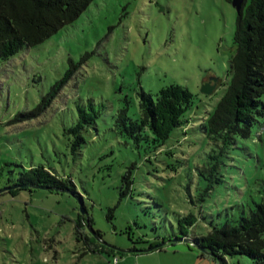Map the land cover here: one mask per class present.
Here are the masks:
<instances>
[{
	"label": "rangeland",
	"instance_id": "1",
	"mask_svg": "<svg viewBox=\"0 0 264 264\" xmlns=\"http://www.w3.org/2000/svg\"><path fill=\"white\" fill-rule=\"evenodd\" d=\"M38 1L36 7L0 0V40L21 36L28 44L0 60V171L5 183L31 166H48L70 176L82 199L47 189L0 196V264H219L185 241L131 253L84 239L93 236L92 227L112 245L145 249L170 238L181 211H195V232L206 235L227 219L249 215L262 201L261 127L256 140H245L235 159L222 163L226 181L197 201L208 183L197 169L214 147L201 126L232 80L237 8L229 0ZM71 62L76 70L51 106L32 119L17 120L38 106ZM256 68L264 79V51ZM207 82L215 85L209 95L202 92ZM173 83L194 94L186 113L191 124L188 130L177 128L162 152L145 142L138 146L116 130L115 116L126 105L131 117H139L142 89L156 97ZM89 100L102 113L95 126L83 130L86 143L74 152L69 129L77 122L78 105ZM260 122L264 125V115ZM129 170L133 194L120 201ZM82 205L88 215L78 241ZM243 241L264 250V227ZM226 259L252 264L246 256Z\"/></svg>",
	"mask_w": 264,
	"mask_h": 264
},
{
	"label": "trees",
	"instance_id": "2",
	"mask_svg": "<svg viewBox=\"0 0 264 264\" xmlns=\"http://www.w3.org/2000/svg\"><path fill=\"white\" fill-rule=\"evenodd\" d=\"M24 1L39 6L38 0ZM234 42L235 53L230 66L231 83L215 111L201 126L202 132L212 141L214 147L207 163L197 169L199 175L208 182L205 191L197 199L200 203L205 201L207 194L216 185L226 181L221 170L224 160L233 161L234 151L239 152L245 140H256L255 135H261L259 128H264L260 122V117L264 115V93L261 92L264 89V79L259 76L256 68V59L264 51V0H245L239 12ZM27 45L21 36L0 40V60L15 56ZM71 66L65 76L51 87L38 106L34 110L21 113L17 120L32 119L51 106L76 70L72 62ZM88 102L78 105L77 122L69 129L75 136L74 152H78L86 143L83 130L95 126L102 113L93 100ZM193 104L194 94L179 83L162 87L156 97L142 89L139 117H131L126 105L116 114L114 126L119 133L130 137L138 146L145 142L148 148L162 152L163 146L177 128H190L191 120L186 117V113L192 109ZM3 176V171H0V196L9 194L14 197L23 190L47 187V190L51 191L74 193L82 199L70 176L45 165L31 166L21 171L17 177H10L5 183ZM133 183V172L129 170L123 176L120 201L133 194ZM191 203L197 204L193 199ZM110 211L109 218L112 217L114 209L111 208ZM84 218L80 214L76 225L78 241H82L80 228L84 226ZM198 221L199 216L192 209L181 211L177 214V229L169 239L190 236L216 259L221 258L224 264H228L227 256H246L252 260V264H264V250L243 241L244 237L264 227V197L261 202H256L249 215L244 214L238 220L227 219L222 225L214 226L206 235L195 232ZM97 233L101 236L99 230ZM162 240L167 239L164 237ZM84 241L89 242L88 245L97 243L96 238L89 235H86ZM153 243H150V246L154 245ZM108 249L116 252L112 248Z\"/></svg>",
	"mask_w": 264,
	"mask_h": 264
},
{
	"label": "water",
	"instance_id": "3",
	"mask_svg": "<svg viewBox=\"0 0 264 264\" xmlns=\"http://www.w3.org/2000/svg\"><path fill=\"white\" fill-rule=\"evenodd\" d=\"M232 3L234 4V6L237 8V10L240 12L241 9L243 8V5L245 3V0H232ZM214 79V78H213ZM216 80V79H214ZM215 90V85L211 84V82H207L204 84L203 88H202V92L209 95L212 94L213 91ZM45 189H49V188H45ZM2 191H0L1 193ZM81 214L85 217L88 215L87 210L83 207V205L81 206ZM90 232L93 234V236L103 245L112 248L116 251H120V252H131V253H140V252H150L153 250H157V249H161L163 248L165 245L169 244V243H175L177 241H185L193 246H195L197 249H199L200 251H202L205 254L214 256L210 251H208L207 249L201 247L199 244H197L190 236L187 237H176V238H172V239H168V240H162L152 246H149L148 248L145 249H124V248H120L118 246L112 245L110 243H108L107 241H105L98 233L97 231L92 228V227H88ZM219 264H224V261L221 258H217Z\"/></svg>",
	"mask_w": 264,
	"mask_h": 264
}]
</instances>
